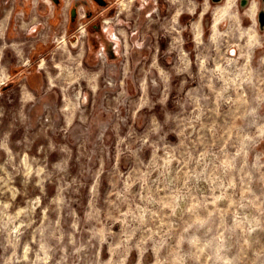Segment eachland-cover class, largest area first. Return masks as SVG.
Masks as SVG:
<instances>
[{"label": "clouds", "instance_id": "9594fccd", "mask_svg": "<svg viewBox=\"0 0 264 264\" xmlns=\"http://www.w3.org/2000/svg\"><path fill=\"white\" fill-rule=\"evenodd\" d=\"M150 2L155 5L156 0H110L116 11L111 17L104 15L103 31L116 46L114 55L119 60H110L103 45V55L89 50L97 60L91 72L81 64L86 24L78 29L76 45H71V39L66 45L58 35L53 37L59 53L58 60L51 61L57 73L53 81L68 105L63 110L68 123L61 131L79 149L74 154L68 143L58 146L49 140L48 152L60 154L51 167L47 158L41 164L35 157L13 152L10 136L18 127L24 128L19 143L27 150L44 133L43 122L54 133L58 123L53 119L56 107L44 105V98L33 94H27L20 111L11 114L9 131L0 135V151L6 154L0 163V196L11 194L8 200L0 199V249L7 254L0 255L2 264H264V226L258 218L264 217V150H260L264 144V55L255 60L256 50L264 49L259 31L264 0H247L246 4L224 0L215 10L209 0L202 5L198 0H169L176 12L166 30L176 34L178 62L171 72L154 63L158 76H152L150 84L154 92L162 88L159 99H149L145 77L140 85L141 100L133 103L125 83L133 69L123 64L121 81L118 64L143 48L140 16ZM31 4L33 15L27 22L21 19L11 40L0 26V89L17 82L10 75L17 65L31 67L32 44L40 30L47 28L46 18L41 19L43 14L35 9L43 4L51 11L52 0H31ZM199 7L203 11L191 28L200 84L185 92L188 81L182 79L176 108L169 110L173 76L193 77V61L184 51L180 35L188 29L179 23V17L182 13L195 16ZM210 11L213 31L205 42L202 22ZM246 21L249 27L243 26ZM233 40L246 43L233 45ZM225 45L239 49L240 57L222 60L219 53ZM69 47H75L78 54L72 55ZM6 53L10 54L7 58ZM210 62L216 66L210 68ZM47 67V61L41 64V68ZM84 82L102 101L99 111L90 117L82 107L86 103ZM128 104H133L136 113L133 122L142 121V129L128 124ZM142 109L147 114L141 115ZM5 119V111L0 109V121ZM38 127L40 133H36ZM122 127L127 128L124 134ZM109 131L116 137L115 163L110 170ZM170 137L178 138L179 143L170 144ZM148 153L151 159L146 162ZM17 157H21L20 163ZM121 161L130 165L127 172L121 171ZM74 166H78L76 175ZM105 171L113 177L112 191L101 204L100 177ZM18 175L23 178L24 195L33 177L40 194L12 212V202L21 195L14 186ZM89 180L87 208L80 215L74 205L80 204L81 189ZM53 182L56 194L45 204V184ZM137 185L139 190L134 191Z\"/></svg>", "mask_w": 264, "mask_h": 264}, {"label": "rangeland", "instance_id": "374dc122", "mask_svg": "<svg viewBox=\"0 0 264 264\" xmlns=\"http://www.w3.org/2000/svg\"><path fill=\"white\" fill-rule=\"evenodd\" d=\"M75 0H52L53 9L50 11L47 9V6L40 4L36 9V13H42L41 19L46 18L47 28L40 30L39 37L33 42L31 48V67H23L17 65L10 73V75L17 77V82L14 85H9L7 88L0 89V109L5 111L6 119L0 121V135L4 132L9 131L11 126V114L18 113L22 107V100L25 99L27 94H33L42 96L44 99L42 103L44 105H54L57 111L53 112V119L58 123L57 131L54 133L51 130H47L46 121L43 122L45 126V131L39 138L33 139V143L30 148L25 150L23 146L20 145V141L24 138V128L18 127L16 131H13L10 136V147L13 152H19L27 157H35L37 161L41 164L44 162L45 158H47V162L49 167H51L52 163H55L59 160L60 154L59 152H48V143L49 140L56 143L58 146L64 143H68L70 147H72L73 153H77L79 146L72 145L71 138L66 137L65 134L61 131V129L65 128L68 123L67 116L64 115L63 110L68 107L65 104V94L61 88L55 86L53 81V77L56 76V71L54 66L51 65V61L55 58L58 60V45L53 42V37L58 35L61 40L68 44L69 39H71V45L77 44V35L78 29L70 30L68 28V20L70 13L71 3ZM114 1V0H113ZM58 2V3H56ZM87 4L94 10V14L97 16H104L106 13L101 9L97 8L96 4L91 0H86ZM210 6L212 10H215L218 7H222L224 0H209ZM200 5L203 4V0H198ZM242 3H247V0H242ZM85 6L80 5L79 17L83 15L82 9L84 10ZM137 7L139 5L137 4ZM155 8V11L152 9ZM114 12L111 14L115 15ZM203 11L202 7L197 9L196 15L192 16L189 13H182L179 17V23L188 31L180 33L185 43L183 44V49L185 52L189 53V58L193 61L192 64V73L193 77H176L173 76L172 80V91L169 95L168 108L169 110H173L176 108L175 101L178 95V88L182 79H187L188 83L185 86V92L189 89L199 87L200 80L198 76L199 69L196 67V53L194 51V37L192 35V24L199 20L200 12ZM176 9L172 6L169 0H156L155 5L151 2L147 5V7L143 10L140 16V33L143 36V48L139 49L131 54V56L118 64L120 68V72L118 74V78L123 81V64H128L132 69V76L130 79L125 81L127 84V93L128 97H130L133 103H139L141 97L143 95V89L141 88V82L145 77L149 80V99L158 100L160 94L162 92V88L158 91H153L151 88L150 80L152 76H158L157 68L154 67V63L160 68L166 71L171 72L173 67L178 62L179 57V46L174 45V40L176 38L175 33H169L166 29L169 22L172 20V17L175 15ZM103 13V15H102ZM150 19L147 18L149 17ZM33 15V9L31 0H0V26L4 27L6 30V35L9 40L13 37V30L17 28V25L20 23L21 19L27 22L28 19ZM111 17V16H110ZM123 18V17H122ZM261 26H260V34L264 36V15L260 16ZM83 23V20L79 19L77 22V26ZM136 21L133 20L132 24L135 26ZM203 28L204 35L203 39L205 42H208L209 38L212 35L213 31V12L210 11L203 17ZM76 26V27H77ZM244 27H249L250 22H245ZM127 31V30H126ZM131 34V33H129ZM22 35V34H21ZM131 43V41H129ZM231 44L235 45L237 43L243 44L246 43L244 41H230ZM264 43V41H262ZM80 50L84 53L81 64L85 68V71L91 72L94 70L95 65L97 64V60L95 56L89 55V47L88 41L85 38L81 45ZM122 51V49H121ZM69 52L72 55H77L78 51L75 47H69ZM93 52V51H91ZM93 53H97L101 55V51L97 50ZM9 53H6V58L9 56ZM215 55V53H213ZM261 55H264V49H257L255 52V60H258ZM220 58L222 60H231L235 57H240L239 49L233 46L231 49L227 47V45L222 46L219 53ZM119 58L117 59V61ZM255 60L253 64L255 66ZM47 61L48 67L47 69L41 68V64ZM15 60H13V64H15ZM239 63L242 65L244 63L243 58H240ZM215 64L209 63V67H215ZM84 88V99L86 103L82 106L84 108V114L86 116H91L99 111L100 105L102 103L101 100L96 99L88 85L87 82L83 84ZM25 90H27L25 92ZM179 95L183 96V93ZM109 99H113L109 97ZM115 102L113 100V106ZM106 106V105H105ZM27 108H31V104L26 106ZM159 108V105L157 106ZM133 104H128V111L125 114L129 115L128 124L132 127H135L137 130L142 129L143 123L142 121L133 122L132 117L136 115V113L132 110ZM226 110V109H225ZM125 111L122 109V112ZM147 109H142L141 115L147 114ZM47 111L45 115H47ZM76 123L79 122V117L77 114ZM41 129L36 128V133H40ZM127 132L126 127H122L121 134ZM34 135V134H33ZM109 139L106 143L109 146V162L108 169L110 170L112 165L115 163V134L111 131L108 133ZM30 138H32L30 136ZM170 144L179 143L178 138H169ZM44 148L45 151L41 152L40 149ZM260 150H264V144L260 145ZM160 156L163 157L164 153H160ZM6 158V154L3 151H0V163ZM151 159L150 153L146 154V162ZM21 157H17V163H20ZM163 160H161V163ZM175 166V165H174ZM95 167H99L97 164ZM121 171L127 172L130 168V165H126L123 161L120 164ZM95 170V169H93ZM78 172V166H74L72 169L73 175H76ZM155 173L153 177H155ZM22 176L18 175L15 177L14 186L21 191V195H18L13 201V206L11 211L15 212L20 207H25L27 205V201L29 199H33L36 195L40 194L39 188L35 187V178L33 177L31 183L27 189V195H24V186L22 183ZM113 179L110 176L109 171H105V173L100 177V197L101 204L103 199H105L109 192L112 191L111 180ZM91 180L88 181L85 188L81 189V193L79 196L80 204L74 205L77 209L78 214L83 215V211L87 208L88 204V194L90 191ZM57 185L53 183H46L45 189L47 192V198L44 199L43 203H47V199L55 196ZM139 186L137 185L134 188V191H138ZM254 190L258 191V189L254 186ZM205 191H207L205 186ZM165 193H161L163 196ZM239 195V192L237 193ZM11 194L5 192L3 196H0V199L8 200L10 199ZM226 206V205H222ZM40 214V209H37V217ZM253 214L255 215V211L253 210ZM261 220L262 226H264V217H258ZM115 231L119 230V226L117 225L114 228ZM9 250V253L10 254ZM0 255H7L0 249ZM103 258H107L106 254ZM2 264V261H0Z\"/></svg>", "mask_w": 264, "mask_h": 264}, {"label": "flooded vegetation", "instance_id": "af4514ba", "mask_svg": "<svg viewBox=\"0 0 264 264\" xmlns=\"http://www.w3.org/2000/svg\"><path fill=\"white\" fill-rule=\"evenodd\" d=\"M96 4L97 8L106 12L107 16H112L111 14L114 12V8L111 7L110 0H91ZM214 1V0H212ZM114 2V1H113ZM58 3V2H56ZM80 5L85 6L83 10V24H86V32L88 33L87 41L91 51L100 50L101 45L104 46V51L107 53L110 60H117L119 57L115 56L114 53L116 51V46L112 45V43L107 39L104 34L103 28V19L104 16H97L94 14V10L87 4L86 0H75L71 3L70 6V15L68 20V28L72 31L76 28H79L80 25L77 26V22L81 19L79 17V7ZM77 26V27H76ZM102 53V52H101ZM103 55V53L101 54Z\"/></svg>", "mask_w": 264, "mask_h": 264}]
</instances>
